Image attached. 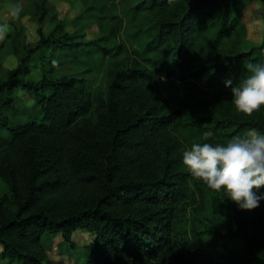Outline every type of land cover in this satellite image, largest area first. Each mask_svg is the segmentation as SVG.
<instances>
[{"label":"trees","instance_id":"1","mask_svg":"<svg viewBox=\"0 0 264 264\" xmlns=\"http://www.w3.org/2000/svg\"><path fill=\"white\" fill-rule=\"evenodd\" d=\"M79 1L74 21L99 28L87 43L105 65L96 88L83 76L28 78L23 64L46 45L86 43L44 33L47 0H12L22 12L0 45L17 58L0 77L1 258L45 264L44 236L74 250L81 229L94 235L84 264H264V200L240 210L181 163L205 130L212 143L264 132V107L236 111L223 83L264 62L243 0ZM22 17L39 38L19 54ZM19 89L36 97L37 118L17 113Z\"/></svg>","mask_w":264,"mask_h":264},{"label":"rangeland","instance_id":"2","mask_svg":"<svg viewBox=\"0 0 264 264\" xmlns=\"http://www.w3.org/2000/svg\"><path fill=\"white\" fill-rule=\"evenodd\" d=\"M7 2L8 0L5 1L0 11L4 10ZM67 3L56 6L52 4L51 14L55 18L43 24V31L46 35L51 33L54 37L64 32L69 36L77 37L78 40L86 44L78 46L74 51L67 50L65 46L46 45L27 58L23 66L29 70L28 78L32 81H38L43 76L52 79L63 76H83L87 78L92 88H96L103 82L105 65L101 59V54L96 53V48L87 43L100 37L99 28L96 24L86 25L80 21H74L80 14L82 5L79 0H71ZM56 7L58 10L55 9ZM241 17L246 23L248 40L252 44L260 43L264 35V0H249L245 2L241 8ZM24 21L28 23L26 25L31 24L28 19ZM58 21H63L65 24L56 27ZM19 22L17 20L16 23L20 26ZM26 29H23L22 36L15 39L16 43L20 44L18 46L19 54H23V48L34 45L39 38L34 28L27 27ZM11 53V47L8 43L3 48H0V77H3L7 70L16 66V56ZM17 95L21 100L17 106V113L24 114L27 119L37 118L39 109L36 97L22 89L18 90ZM5 190V184L0 181V194L5 192ZM259 191L264 192V186ZM73 236L76 245L74 250L63 241L61 236H44L42 238L43 245L49 256L46 264L85 263V248L93 242L94 235L87 230L78 229ZM4 260L6 261L7 259L0 257L1 264H6Z\"/></svg>","mask_w":264,"mask_h":264},{"label":"clouds","instance_id":"3","mask_svg":"<svg viewBox=\"0 0 264 264\" xmlns=\"http://www.w3.org/2000/svg\"><path fill=\"white\" fill-rule=\"evenodd\" d=\"M21 12L18 4L8 7L7 19L0 22V37L10 31L8 19L18 18ZM245 68L237 83L232 78L223 83L235 110L252 115L264 107V62H248ZM213 136L211 129L203 131L199 140L183 150L182 165L212 190H223L238 209L258 207L264 200V192L259 191L264 186V132L252 129L224 143H212Z\"/></svg>","mask_w":264,"mask_h":264},{"label":"crops","instance_id":"4","mask_svg":"<svg viewBox=\"0 0 264 264\" xmlns=\"http://www.w3.org/2000/svg\"><path fill=\"white\" fill-rule=\"evenodd\" d=\"M247 1H249V0H243V4L245 3V2H247ZM67 2H64V1H62V0H47V2H46V7L48 8V9H53V7H52V4L54 5V6H56V5H58V4H66ZM11 4H13V2H12V0H8V2L6 3V6H4V10L3 11H0V22H4L6 19H7V10H8V7L11 5ZM67 4H69V3H67ZM242 4V5H243ZM242 8V7H241ZM56 10H58L57 9V7L55 8ZM75 10V9H74ZM76 11V10H75ZM25 19H28V17H22V18H20L19 19V24L21 25V26H23V28H24V26H25V28H24V30L27 28V27H29V28H34V31L37 29V25L35 24V23H33V22H31V24L30 25H26V24H28V23H26V21H24ZM29 20V19H28ZM12 21H13V19H8V23L10 24V31L7 33V34H9V33H11L12 31H13V28H12ZM26 31H27V29H26ZM36 33V32H35ZM6 34V35H7ZM6 35L5 36H3V37H0V45L2 44V42L4 41V39H5V37H6ZM35 38V37H34ZM36 40V39H35ZM38 41V40H37ZM12 54V53H11ZM14 55V54H13ZM15 56V55H14ZM17 59V58H16ZM16 65H17V60H16ZM56 236H61V235H55L54 237H56ZM1 253H2V246L0 245V257H1ZM47 255H48V253H47ZM49 257V256H48ZM48 259V258H47ZM2 262V261H1ZM4 262H6V264H21L20 262H18V261H16V260H4ZM47 263V261L45 262V264ZM1 264V263H0Z\"/></svg>","mask_w":264,"mask_h":264}]
</instances>
